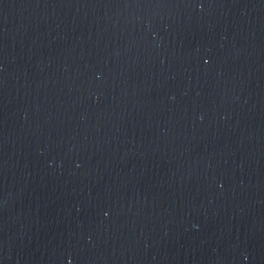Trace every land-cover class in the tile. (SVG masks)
Here are the masks:
<instances>
[{
  "label": "water",
  "instance_id": "obj_1",
  "mask_svg": "<svg viewBox=\"0 0 264 264\" xmlns=\"http://www.w3.org/2000/svg\"><path fill=\"white\" fill-rule=\"evenodd\" d=\"M0 264H264V0H0Z\"/></svg>",
  "mask_w": 264,
  "mask_h": 264
}]
</instances>
